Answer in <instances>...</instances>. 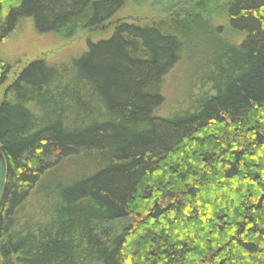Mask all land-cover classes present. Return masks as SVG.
I'll return each mask as SVG.
<instances>
[{"label":"trees","instance_id":"1","mask_svg":"<svg viewBox=\"0 0 264 264\" xmlns=\"http://www.w3.org/2000/svg\"><path fill=\"white\" fill-rule=\"evenodd\" d=\"M131 1L0 0V43L25 18L72 37ZM211 2L119 23L68 72L44 58L20 72L0 103V264H264V0L228 3L239 44L223 42ZM197 39L211 91L161 115L164 81ZM83 152L90 172L48 173ZM37 188L54 197L23 218Z\"/></svg>","mask_w":264,"mask_h":264},{"label":"rangeland","instance_id":"2","mask_svg":"<svg viewBox=\"0 0 264 264\" xmlns=\"http://www.w3.org/2000/svg\"><path fill=\"white\" fill-rule=\"evenodd\" d=\"M191 1L193 0H132L103 25L92 29H80L68 38L56 33H37L30 18L21 20L14 32L0 43V65L10 67L6 81L0 86V103L5 97L11 99L9 97L11 94L7 96L8 88L30 62L44 58L64 70L63 72H68L72 61L88 51L89 42L94 43L110 38L115 26L119 23L128 22L143 25L159 23L172 17L174 12L180 10V5L186 7L187 3ZM229 2L230 0H212L206 14H211L215 27H223V42L239 44L245 34L230 29L228 17H226V7ZM199 42L198 39L194 40L189 44V48L194 49ZM199 48V51L202 52V45ZM192 51L193 58H190V61L186 55L167 75L163 84L165 100L159 108V114L172 115L189 108L198 100L200 93L211 91L210 85L208 86L207 82L202 83L201 80L203 75L201 76L202 60L200 58L207 57L201 52L198 53L196 49ZM88 159L89 156L85 152L79 153L56 164L50 168L48 173L55 174L52 177L55 181H65L68 178L77 177L91 171L92 165ZM98 164L102 163L98 162ZM53 197L49 190L37 188L26 202L27 205L20 208L21 214L19 215L26 218V215L30 216L28 213L44 210L51 203Z\"/></svg>","mask_w":264,"mask_h":264},{"label":"water","instance_id":"3","mask_svg":"<svg viewBox=\"0 0 264 264\" xmlns=\"http://www.w3.org/2000/svg\"><path fill=\"white\" fill-rule=\"evenodd\" d=\"M8 175V161L4 153L0 150V207L5 193Z\"/></svg>","mask_w":264,"mask_h":264}]
</instances>
